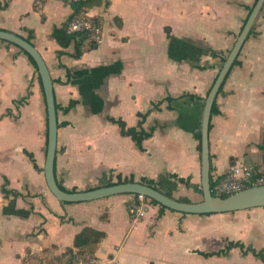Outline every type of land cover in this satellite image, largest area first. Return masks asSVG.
<instances>
[{
  "label": "crops",
  "instance_id": "obj_1",
  "mask_svg": "<svg viewBox=\"0 0 264 264\" xmlns=\"http://www.w3.org/2000/svg\"><path fill=\"white\" fill-rule=\"evenodd\" d=\"M35 1L0 0V28L21 36L33 30L49 68L57 181L85 190L145 179L176 199L202 200L170 175L201 187L196 135L205 100L256 0H107L89 10L102 19L104 41L83 45L79 58L75 42L63 48L52 36L71 6L44 0L39 8ZM257 21L215 100L214 181L233 165L264 172V10ZM141 114L144 131H153L142 149L112 121L137 127ZM47 134L37 70L19 47L0 40V264H57L86 227L105 233L96 256L118 264H264V207L207 215L148 201L138 219L128 209L133 193L59 201L44 173ZM3 185L18 196H5ZM228 242L242 246L205 256Z\"/></svg>",
  "mask_w": 264,
  "mask_h": 264
},
{
  "label": "water",
  "instance_id": "obj_2",
  "mask_svg": "<svg viewBox=\"0 0 264 264\" xmlns=\"http://www.w3.org/2000/svg\"><path fill=\"white\" fill-rule=\"evenodd\" d=\"M263 7L264 0H257L255 5L252 7L250 14L243 24V27L239 32L232 49L222 63L219 73L206 97L200 129L202 200L198 202L179 201L178 199L166 195L164 192L154 188L149 184L140 182H122L93 188L91 190H77L76 192L62 190L58 185L55 175L58 121L54 84L49 68L42 54L32 42L27 41L21 35L0 29V40L6 41L26 51L34 58L38 67V73L42 80L45 96L48 123L47 151L44 173L47 185L53 195L59 201L63 202H85L124 193L142 194L168 209L188 214L225 213L246 210L254 207H264V184L245 188L241 191L230 194L227 197L218 196L212 192L209 142V130L214 102Z\"/></svg>",
  "mask_w": 264,
  "mask_h": 264
},
{
  "label": "trees",
  "instance_id": "obj_3",
  "mask_svg": "<svg viewBox=\"0 0 264 264\" xmlns=\"http://www.w3.org/2000/svg\"><path fill=\"white\" fill-rule=\"evenodd\" d=\"M63 1L66 4H69L71 6L72 13L70 14V16L67 18V20L61 26L54 28L52 36H53V38H55L57 40V42L63 48H67L70 46V44L72 42H75V44H76L75 57L79 58L84 51V49H83L84 35H82L79 32H70L71 23L74 20H76L77 18L85 16L91 8H93L95 6H101L102 4H107L108 2H107V0H63ZM1 8H2V5H0V9ZM251 10H252V8L250 9V12H251ZM263 10H264V7H263L261 12H263ZM94 19L97 20L99 23H102V19L98 15H96L94 17ZM257 20H258V18H257ZM257 20L255 21V23H254V25L250 31L249 36L257 34L256 33V30L258 27V21ZM22 37H24L27 41L32 42L33 38H34V31L28 30V35L22 36ZM21 51L25 55H27L30 62L35 66V68L38 72V67H37V64H36L34 58L30 54H28L26 51H24L22 49H21ZM223 60H225V59H223ZM238 62H239L238 59H236L233 66L238 64ZM230 72H231V70L229 71L228 75L230 74ZM38 75H39V73H38ZM228 75H227V77H228ZM39 80H40L41 85H42V80H41L40 75H39ZM223 84L220 88V91L223 87ZM42 89H43V85H42ZM71 104H73V103H71ZM215 107H216V101L214 102V105H213L212 114L216 111ZM140 116H141V119H140L137 127H131V128L127 127L126 123L122 119H114L113 118L112 121L119 125V127L121 129V134L131 136L132 139L136 142L137 146L140 149H142L143 148V141L145 139L150 138L153 134V131H150V132L144 131V129L142 128V124H143V121L145 119V115L141 114ZM196 136L200 140L201 132L199 131ZM199 148L201 150V146H199ZM28 155L33 159V155L31 153H28ZM262 173H264V172H262ZM170 177L178 180L180 183H183L187 187L193 188L195 191L202 194V188L199 187L198 184L191 183L190 178H181L175 174L170 175ZM129 181L133 182V179H131ZM122 182H127V181H124L122 179H118L117 182L110 183V185L122 183ZM142 183H146V180L143 179ZM214 183H215V181L211 180V188L214 187ZM58 185L64 191L76 192L78 190L77 188L68 189L67 187H65L60 182H58ZM251 186H253L252 183L248 184L246 186V188L251 187ZM154 187L158 189L157 186H154ZM93 188H97V186L96 187H87L85 190H91ZM2 190H3V193L5 194V196L10 192L13 193L15 196H18L17 191H9L8 189H6V185H3ZM164 193L168 196L173 197L172 194L169 192H164ZM137 195L138 194H135L136 197H137ZM227 196L228 195H223V197H227ZM178 200L183 201V202H191V200L188 198H180ZM150 201L152 203L160 205L158 202H156L154 200L150 199ZM66 203H69V202H66ZM160 206L166 209V207H164L162 205H160ZM209 214H213V213H208L207 215H209ZM104 237H105V233L102 231H98V230L90 228V227L84 228L79 234L76 235L73 246L66 248L64 250V252H62V254L55 257V262L57 264H85V262L87 261V259L89 257L96 256V251L99 247V243L102 241V239ZM236 246H242V245L240 243L228 242L226 247L223 250L209 251V252L205 253V256L210 257V256H215V255L220 256L222 254H228L230 252V250Z\"/></svg>",
  "mask_w": 264,
  "mask_h": 264
},
{
  "label": "built area",
  "instance_id": "obj_4",
  "mask_svg": "<svg viewBox=\"0 0 264 264\" xmlns=\"http://www.w3.org/2000/svg\"><path fill=\"white\" fill-rule=\"evenodd\" d=\"M44 0H36L35 5L42 7ZM96 15H91L89 12L74 20L70 25V32H79L84 35L83 45L99 46L104 41V29L102 23L94 19ZM255 185L264 184V173L256 170L248 165H233L230 166L224 175L215 180L214 187L211 188L215 195L223 196L230 195L246 188L248 184ZM150 201L145 195L138 194L132 200L128 209L136 218H141L145 214L146 205ZM85 264H118L114 258L107 260L101 259L98 256H92L87 259Z\"/></svg>",
  "mask_w": 264,
  "mask_h": 264
}]
</instances>
